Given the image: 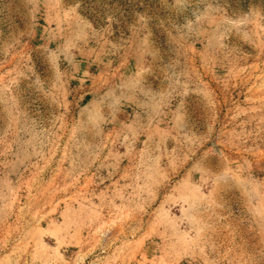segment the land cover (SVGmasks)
I'll use <instances>...</instances> for the list:
<instances>
[{
    "label": "rangeland",
    "instance_id": "obj_1",
    "mask_svg": "<svg viewBox=\"0 0 264 264\" xmlns=\"http://www.w3.org/2000/svg\"><path fill=\"white\" fill-rule=\"evenodd\" d=\"M0 264H264V0H0Z\"/></svg>",
    "mask_w": 264,
    "mask_h": 264
},
{
    "label": "crops",
    "instance_id": "obj_2",
    "mask_svg": "<svg viewBox=\"0 0 264 264\" xmlns=\"http://www.w3.org/2000/svg\"><path fill=\"white\" fill-rule=\"evenodd\" d=\"M215 89H218V87H215ZM181 115H182L181 111H179V110H177V112H174V120L177 121V124H178V120L177 119H179ZM183 117H184V123H185L186 117H187L186 110L184 111ZM178 127H179V125H178Z\"/></svg>",
    "mask_w": 264,
    "mask_h": 264
}]
</instances>
